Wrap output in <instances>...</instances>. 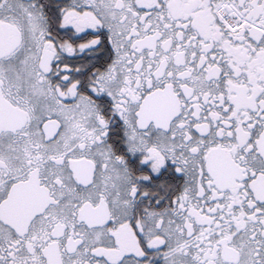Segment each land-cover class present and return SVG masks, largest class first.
Listing matches in <instances>:
<instances>
[{
	"label": "snow or ice",
	"instance_id": "6c2138e0",
	"mask_svg": "<svg viewBox=\"0 0 264 264\" xmlns=\"http://www.w3.org/2000/svg\"><path fill=\"white\" fill-rule=\"evenodd\" d=\"M0 264H264V0H0Z\"/></svg>",
	"mask_w": 264,
	"mask_h": 264
},
{
	"label": "flooded vegetation",
	"instance_id": "af4514ba",
	"mask_svg": "<svg viewBox=\"0 0 264 264\" xmlns=\"http://www.w3.org/2000/svg\"><path fill=\"white\" fill-rule=\"evenodd\" d=\"M69 37H71L72 35H73V33L72 32H69L68 34H67ZM80 41H77V43H79Z\"/></svg>",
	"mask_w": 264,
	"mask_h": 264
}]
</instances>
